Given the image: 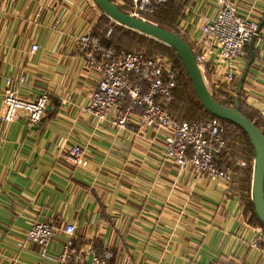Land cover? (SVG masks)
<instances>
[{
    "label": "crops",
    "instance_id": "0c3cea01",
    "mask_svg": "<svg viewBox=\"0 0 264 264\" xmlns=\"http://www.w3.org/2000/svg\"><path fill=\"white\" fill-rule=\"evenodd\" d=\"M230 1L259 24L264 20V0ZM174 2L181 6V33L205 54L207 82L220 89L226 67L202 32L218 0ZM102 14L92 0H0V264L39 263L42 246L27 239L37 221L56 228L50 254L63 249L65 226L76 225L81 257L69 264H84L89 253L108 255L109 264H264L251 246L262 226L249 219L233 171L230 180L192 167L179 171L164 158L162 136L138 116L120 128L87 112L100 73L75 44L93 33ZM250 43L238 59V80ZM254 53L242 97L264 117V39ZM8 80L22 98L49 95L39 124L24 111L3 120ZM76 144L86 150L79 164L69 153Z\"/></svg>",
    "mask_w": 264,
    "mask_h": 264
},
{
    "label": "built area",
    "instance_id": "2783aa9c",
    "mask_svg": "<svg viewBox=\"0 0 264 264\" xmlns=\"http://www.w3.org/2000/svg\"><path fill=\"white\" fill-rule=\"evenodd\" d=\"M112 1L119 7L125 6L123 10L149 20L145 14L155 12L171 0ZM218 3L216 16L203 25L202 32L217 49L226 67L224 80L230 86L228 93L236 95L238 59L245 55L247 44L255 36L259 40L264 39V35L262 30H259V22L240 13L234 2L218 0ZM75 46L86 63L100 73L99 82L86 107L87 112L99 120H109L120 128L131 125L138 116L142 127L162 136L164 158L174 161L179 171L192 167L197 173L211 179H231V168H222L217 164V155L232 147L222 120L214 117L180 122L168 108L176 100L175 90L182 74L179 67L167 57H151L138 48L118 49L113 45L104 44L98 36L92 34L80 35ZM38 50L39 45L33 43L31 52L36 53ZM196 59L207 81L205 54L196 53ZM21 81H24V78ZM8 85L3 120L13 122L19 112L24 111L29 115L31 124H39L46 113L49 95L44 93L35 100L25 99L20 96L18 90L12 88V80H8ZM209 88L212 93L219 90L216 87ZM69 153L71 160L79 164L86 150L76 144L70 148ZM75 231L76 225L68 223L64 228L68 238L63 249L57 254H50L48 246L55 236V226L46 221L33 223L27 233V239L42 246L38 264H45V260H54L56 264L79 262L80 249L74 245L73 240ZM251 246L264 255L263 227L259 228ZM84 264H109V256L89 253Z\"/></svg>",
    "mask_w": 264,
    "mask_h": 264
},
{
    "label": "trees",
    "instance_id": "16d2710c",
    "mask_svg": "<svg viewBox=\"0 0 264 264\" xmlns=\"http://www.w3.org/2000/svg\"><path fill=\"white\" fill-rule=\"evenodd\" d=\"M174 1L175 0H171L162 5L155 12L145 14L144 16L159 26L171 30L182 37L193 49V45L189 42L187 37L181 33L177 25L178 18L181 15V6L176 5ZM109 31L110 34H108ZM92 35L98 36L104 44L113 45L118 49L131 50L134 49L133 47L139 45L138 49L148 56L167 57L179 67L182 74L179 80V86L175 90L176 100L170 104L168 108L173 117L177 118L180 122L205 120L216 117L208 112L197 98L191 78L173 47L122 26L104 13L94 28ZM229 90L230 86L224 83L221 88L214 91L212 95L220 103L227 106H234L238 95L228 93ZM242 96L243 93L239 95L240 111L251 119L264 133V117L258 110L248 106ZM222 122L227 129L232 147L217 155V164L222 168L229 167L235 173V178L242 194V202L245 204L246 212L250 214L249 219L256 225H260L264 228V224L256 213L252 196L254 170L252 163L256 155L255 149L251 143L250 137L242 128L226 120H222Z\"/></svg>",
    "mask_w": 264,
    "mask_h": 264
},
{
    "label": "water",
    "instance_id": "95a60500",
    "mask_svg": "<svg viewBox=\"0 0 264 264\" xmlns=\"http://www.w3.org/2000/svg\"><path fill=\"white\" fill-rule=\"evenodd\" d=\"M97 7L116 23L137 31L141 34L154 38L173 47L184 67L186 68L195 91V94L205 109L219 119L232 122L242 128L250 137L255 149L252 196L256 213L264 224V133L246 115L240 111L239 95L243 91V85L247 78L248 71L254 60V46L257 36L249 44L250 59L241 77L237 82V95L234 106H227L217 101L207 84L194 50L179 35L149 20L137 17L122 8L112 0H92ZM264 20L260 24L262 29Z\"/></svg>",
    "mask_w": 264,
    "mask_h": 264
},
{
    "label": "rangeland",
    "instance_id": "374dc122",
    "mask_svg": "<svg viewBox=\"0 0 264 264\" xmlns=\"http://www.w3.org/2000/svg\"><path fill=\"white\" fill-rule=\"evenodd\" d=\"M139 47V45H137V46H135V47H133V48H138ZM178 116V115H177Z\"/></svg>",
    "mask_w": 264,
    "mask_h": 264
}]
</instances>
